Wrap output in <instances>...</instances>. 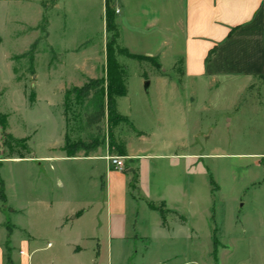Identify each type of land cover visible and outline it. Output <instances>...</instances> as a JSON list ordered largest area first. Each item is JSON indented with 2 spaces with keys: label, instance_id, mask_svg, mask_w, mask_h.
<instances>
[{
  "label": "rangeland",
  "instance_id": "374dc122",
  "mask_svg": "<svg viewBox=\"0 0 264 264\" xmlns=\"http://www.w3.org/2000/svg\"><path fill=\"white\" fill-rule=\"evenodd\" d=\"M49 19L53 26L46 29L50 34L46 38ZM92 22V28L83 29L79 19L66 20L52 7L39 11L23 1L0 0V114L8 118V131L15 137H31L29 143L37 155L46 154L51 145L63 144L66 135L70 152L77 155L87 153L80 144L88 145L93 139L99 145L89 153L130 139L131 149L140 154L136 168L112 150L127 168L138 169L137 181L131 182L133 173L127 175L132 184L125 213L112 217L107 213L108 190L102 187V179L107 183L105 161L55 163L52 174L49 165L29 170L38 186L21 198L46 199L42 183L48 180L49 199L67 201L68 217L72 209L86 211L81 221L71 222L69 217L65 232L56 231L54 218L45 221L40 210L37 218L43 221L25 215L21 223L32 227L39 249L33 263L214 264L216 238L228 250L220 253L218 264H264V158L254 157L264 154L263 80H255L242 94L227 83L216 92H192L173 53L167 52L163 61L155 57V65L146 59L136 61L122 53L127 47L119 39L113 53L123 70L128 95L118 100V111L129 124L111 126L105 120L88 130L76 95L65 115L63 88L68 86V91L86 85L91 78H83L76 65L85 64L87 56L97 58L105 38L107 45L115 38L107 30L104 34L97 17ZM142 24L141 19L133 25L141 29ZM130 40L126 42L131 54L144 56L147 50L141 41ZM34 44L35 61L26 56ZM177 85L184 90L177 91ZM35 97L36 104L32 103ZM141 135L144 143L137 140ZM181 155L192 158L172 157ZM2 176L10 179L13 173L6 170ZM18 198L10 189L11 205ZM149 205L168 218L169 232L154 230L160 215L152 213ZM179 216L194 229L191 239L178 237ZM7 218L11 225L20 223L16 216ZM215 228L219 229L216 233ZM79 234L85 238L81 242ZM66 242L83 252L74 256ZM49 243L52 247L46 249ZM22 249L30 253L25 246Z\"/></svg>",
  "mask_w": 264,
  "mask_h": 264
},
{
  "label": "crops",
  "instance_id": "0c3cea01",
  "mask_svg": "<svg viewBox=\"0 0 264 264\" xmlns=\"http://www.w3.org/2000/svg\"><path fill=\"white\" fill-rule=\"evenodd\" d=\"M18 1L26 2L39 11H42L43 8L52 7L56 11L63 13L66 20L79 19L83 29L92 28V21L97 17L103 25L104 34H106L107 30L106 11L107 7L110 6L112 11L115 12L119 39H122L123 44L127 47L126 50L131 53L129 44L126 42V40L131 38V40L141 41L147 50L144 53L146 57H157L163 61L167 57V52L173 53L177 58L175 59V65H181L180 70L183 80L190 83L188 88L192 92L204 89L209 92H216L221 88L222 83H227L231 86L230 89H238L239 93L242 94L251 89L252 84L257 79H262L264 84V0ZM141 19L143 24L141 29H138L139 27L133 24ZM52 26L53 21L49 19L45 27L46 38L50 36L46 29L50 30ZM39 27L35 28V30H38ZM155 43L157 47L152 48ZM106 48L107 39L105 38L104 47L98 53L97 58L85 57V64H77L76 71L81 73L83 78L105 77L107 68ZM212 51H215V53L208 60V56ZM14 58H11V61ZM104 66L105 68H103ZM71 86L78 87L79 85ZM67 87L63 88V92L67 91ZM174 87L177 91L184 90L182 85ZM191 101H195L193 96ZM36 102L37 98L32 103L36 104ZM8 128L9 123L7 133L16 140L24 139L28 141L31 154L25 156V158L18 156L5 158L3 154L6 153V150L2 147V131L0 129V182H3L5 194V201H3L1 199L0 183V232L3 233L0 238V245L4 250L3 258L0 257V264H25L23 262L24 259L27 260V264H34L33 256L39 251L38 248H35L37 238L33 234L32 227L21 223L25 215L30 220H39L41 217L38 219L37 215L39 213L38 210H40L42 214L39 216L47 217L45 221H49L51 216L54 218L55 229L60 232L67 230L69 217L71 222H78L86 216L85 210L72 209L69 211L70 216L68 217L69 203L67 201L62 199L54 202L53 199H49L48 188H51V185L48 180L44 184L42 183V188L44 187L46 192V199L38 201L35 199V201L21 198V196L25 197L32 188H37L38 186V182L30 177L29 170L49 165L48 170L52 174L55 163L80 160L105 161L107 183L102 179V187H107L108 190L107 213L110 217L125 213L130 183L127 175L133 173L134 176L131 182L137 181L138 169L126 167V172L120 173L111 168L107 158L113 157V155L109 149L103 152L94 151L93 153L76 155V157L71 158L64 150L66 136L63 144L51 145L47 149L46 154L37 155L30 146L31 137H15L8 131ZM137 140L139 143H144L146 139L144 136H139ZM125 143L127 149V157L125 159L129 164L132 163L130 165L137 168L140 154L134 151L133 148L131 149L132 143L130 139L125 140ZM172 157L186 158V160L192 158L186 155ZM254 157L263 159L264 154L255 155ZM258 163V166H261L260 161ZM6 170L13 173L10 179L2 176V173ZM11 181L13 182L12 184ZM215 188L218 191L219 188L217 186ZM10 189H13V192L19 197L18 200L15 199L14 206L11 205V200L9 199ZM163 204L166 206L165 201ZM34 207H39L40 209H34ZM151 211L154 214L158 213L157 211ZM52 213L54 214L51 215ZM158 214L160 219L159 223L155 224L154 230H157V232H169L171 227L168 218L163 219L162 215ZM7 215L16 216L20 223L11 225ZM43 220L44 218L40 221ZM175 226H177L179 238L186 237L191 239L195 233L183 216H179ZM174 228L172 229L174 230ZM111 230V226H109V231ZM217 231L219 229L215 228L214 232L216 233ZM78 238L80 242L85 239L82 234H79ZM215 240L217 239L215 238ZM23 246L28 249L29 254L22 249ZM51 247L52 244L49 243L46 249ZM65 247L73 249L74 256L83 252V249L75 244L66 242ZM17 248L19 253H17ZM13 251L15 252V257ZM227 251V248L218 245L217 254L215 255V245H213V263L218 264L220 253H226ZM53 258L56 260L57 256L54 255ZM52 264L56 263L53 262Z\"/></svg>",
  "mask_w": 264,
  "mask_h": 264
},
{
  "label": "trees",
  "instance_id": "16d2710c",
  "mask_svg": "<svg viewBox=\"0 0 264 264\" xmlns=\"http://www.w3.org/2000/svg\"><path fill=\"white\" fill-rule=\"evenodd\" d=\"M106 27L108 34H114L115 38L112 42L107 45V68H106V78L105 80L100 79H90L86 85L82 88H75L73 90H68L65 92V115L67 116L68 104L70 99L75 96L76 103L83 108V120L86 129L91 130L93 128L100 127L105 120L108 121L109 125L116 124H129V119L122 116L118 111V100L121 98H125L128 95V88L125 83L123 70L118 65L117 59L113 53V46L116 45V42L119 39V33L116 27L115 22V12L112 11L110 6L107 7L106 11ZM36 51V44L31 47L29 53L26 56L30 57L31 60L34 61V54ZM122 53L128 56L129 58L142 61L146 59L154 64L155 59L146 57V56H138L129 53L126 49L122 50ZM215 51H212L208 60L212 58ZM154 60V61H153ZM157 66V65H156ZM159 68V65L157 66ZM7 116L0 114V129L2 131V147L6 150L4 153L5 158H13L14 156H18L20 158H25V156L30 155L31 151L28 147L27 140H16L10 134L7 133L8 120ZM67 124H68V120ZM142 136V135H141ZM66 144L64 150L67 155L71 158L76 157V152H70L68 148V136L66 135ZM84 150L89 153L91 148L95 149L98 147V140H94L88 145L80 144ZM109 150L111 154H113L112 150H115L120 157H127V149L126 143H113L109 145ZM1 199L5 201L4 194V185L1 181ZM212 184L215 185L212 181ZM150 209L153 211H158L153 205H149ZM163 219L165 218L163 213L160 212ZM215 252L217 254V247L219 245L218 241L215 240Z\"/></svg>",
  "mask_w": 264,
  "mask_h": 264
},
{
  "label": "built area",
  "instance_id": "2783aa9c",
  "mask_svg": "<svg viewBox=\"0 0 264 264\" xmlns=\"http://www.w3.org/2000/svg\"><path fill=\"white\" fill-rule=\"evenodd\" d=\"M107 161L109 162L111 168L115 169L120 173H123L126 170L125 163L120 157H108Z\"/></svg>",
  "mask_w": 264,
  "mask_h": 264
},
{
  "label": "water",
  "instance_id": "95a60500",
  "mask_svg": "<svg viewBox=\"0 0 264 264\" xmlns=\"http://www.w3.org/2000/svg\"><path fill=\"white\" fill-rule=\"evenodd\" d=\"M149 87V83L146 84V89Z\"/></svg>",
  "mask_w": 264,
  "mask_h": 264
}]
</instances>
